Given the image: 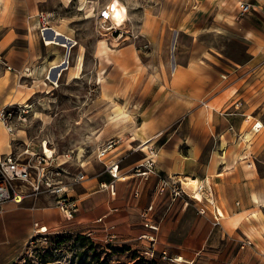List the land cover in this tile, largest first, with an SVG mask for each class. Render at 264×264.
Listing matches in <instances>:
<instances>
[{
  "label": "rangeland",
  "instance_id": "obj_1",
  "mask_svg": "<svg viewBox=\"0 0 264 264\" xmlns=\"http://www.w3.org/2000/svg\"><path fill=\"white\" fill-rule=\"evenodd\" d=\"M191 1L0 0V32L6 22L9 4L16 2L24 15L23 21L17 23L21 33L26 34L22 43L29 47L30 54H37V57H30L25 64L12 69L16 83L20 81L24 87L30 86L27 90L36 92L30 100L25 99V93L20 100L0 101V110L4 109L6 115L4 119L0 118V146L24 156L25 148L40 152L43 142L45 154L50 151L68 173L73 175L82 170L86 174L82 181L72 186L70 193L87 200L88 209L96 210L106 205L107 212L113 208L112 200H123L122 208L129 215V223L125 227L133 231L128 237L114 240L103 236L100 228L93 233L65 227L56 230L45 227L41 230L47 229L45 232L35 229L26 239L24 254V242L22 244L18 236H10L8 242L0 243V260L2 252L15 245L16 250L19 248L16 264H223L224 250L233 253L245 242L246 235L228 228L239 217L225 218V213L221 214L213 201L212 192L210 194L214 188L212 183L218 182L221 176L216 177L214 170L208 169V161L215 145L223 147L230 140L228 130H236L237 137L247 146L253 139L258 140L264 160V5L259 7L257 4H264V0H249L250 10L237 15L231 11L235 0H225L226 3L219 5L215 14L225 18V24L211 23L213 11L203 6L193 7ZM217 1L220 3L222 0ZM110 2L115 9L112 20L120 22L124 17L116 29L110 19L99 17L100 10ZM38 10L48 13L49 26L74 40L65 67L68 71L60 70L56 81L47 78L48 67L58 52L64 53V48L42 41L41 24L36 17ZM182 17L193 23L195 33L199 29L201 32L211 29L218 32L201 35L202 42H190L198 44L201 51L207 46L215 50L216 57L207 56L211 62L209 66L202 59L198 61L208 70L214 67L218 80H223L210 96L235 83L215 100H209V95L202 100H162L159 68L169 72L175 64V23ZM167 20L169 22L165 24ZM228 20L232 21L228 23ZM243 26L248 27L247 34L243 32ZM180 37L186 39L182 35ZM251 54L261 56L257 57L258 65L263 64L255 77L258 80L254 79L247 86V91L235 93L233 100H229L234 87L245 82L247 72L239 68ZM180 56L181 53L176 56L178 62L181 61ZM16 60L13 56L14 64ZM4 65L0 58V73L4 67L9 68ZM132 76H137L138 83L130 88L129 78ZM245 92H248L247 97ZM258 121L262 125L256 130L254 123ZM6 123L13 125V133L7 131ZM138 127L147 134H156L155 138L159 135L156 141L154 138L155 142L152 141L156 152L162 145L173 148L175 156L183 159L181 169L195 175L174 171L166 173L160 169L159 173L166 175L162 178H167L170 183L163 193L160 192L162 194L148 214L151 222L156 224L154 230L145 227L146 220L140 214V207L150 204L147 202L148 192L153 183L147 187L146 199L142 203L139 200L141 187L136 195L130 196L133 184L129 183L126 174L120 177L125 181L117 184L116 195L108 187L113 181L108 172L111 160L117 159L118 163L129 165L133 161L142 162L144 157L153 158L154 170L153 162L156 160L158 164L161 161L158 157L161 151L156 157L148 155L151 153L148 147L152 144L140 149L142 140L135 135ZM146 128L154 133L147 132ZM193 146L195 155L191 152L194 159L190 161L187 158ZM242 152L248 153L249 149ZM162 161L169 164V160ZM131 166L127 167L128 172L136 170ZM262 166L257 171L264 177ZM182 173L189 177H203L204 182L198 178L202 186L200 198H194L189 189L188 193L184 191L186 189L178 179ZM208 179L212 186L209 191ZM144 181L142 189L148 179ZM176 186L178 193L173 189ZM94 197L95 201H89ZM84 200H79L78 207L84 206ZM29 201L9 203L28 206ZM201 207H204V212H201ZM260 209L262 211L256 206L247 211L249 226H253L251 222L258 218L264 219L263 208ZM225 220L228 224L226 231L223 229ZM263 234L264 226H259L248 236L256 241L255 237L262 238ZM177 254L190 262L175 260Z\"/></svg>",
  "mask_w": 264,
  "mask_h": 264
},
{
  "label": "crops",
  "instance_id": "obj_2",
  "mask_svg": "<svg viewBox=\"0 0 264 264\" xmlns=\"http://www.w3.org/2000/svg\"><path fill=\"white\" fill-rule=\"evenodd\" d=\"M238 1H247L251 4V1L249 0H235L231 9V11H233V14L235 15L238 14V11L236 9ZM191 3L193 7L203 6L205 8L211 9L213 11V17L210 21L211 23H226L224 22L225 18L215 15L218 12L220 6H223L226 3L225 0H222L220 3L217 0H192ZM257 4L260 5L259 7H263L264 5L259 3ZM20 9L21 6H18L16 2H11L9 4V11L5 16L6 22L3 24L4 26H2V31L0 32V58L4 60L6 66H10V68L8 69L4 67V70H1L0 73V101L20 100L19 98L22 96V94L25 93H27L25 99L30 100L36 92L34 89H32V91L27 90L30 88V86L27 85L24 87V85H22L20 81L16 83L13 76L12 69H16L20 65L25 64L30 57H32V59L33 57H37V54L35 52L33 54H30L29 47L24 46V43H22L23 37H25L26 34L21 33L17 24L18 21H23L24 15L22 11H19ZM231 21L232 20H228V23ZM168 22L169 21L167 20L165 24ZM175 24H177L174 35V40H176L177 42V50L174 61L175 66L173 67L172 65L169 72H167L166 69L162 70L161 68H159V83L161 85L160 89L162 93V100H202L206 96H210V93L218 87L220 83L219 81L223 80H218V77L215 74L214 67L212 70H208L200 62H198L199 59H202L204 63L209 66V64H211L209 57H216L215 50L211 49V46L210 48L209 46H207V49L201 51L198 44L196 45L190 42L192 40H197L198 42H200L201 35H215L218 34V32H215V30L213 29L206 31L204 30L203 32H201V29H199V31L195 33V29H193L195 28V26L189 21L187 17L180 18L179 21H177ZM245 26H243V32L247 34L248 27ZM181 35L186 39L181 38ZM191 44L192 47H190ZM178 53H181V61L179 62L178 60H176V56ZM62 54L63 53L58 52L55 56V59L50 61L51 64L58 62L61 59ZM13 56L17 58L15 64L12 61ZM196 57L197 59H195ZM257 57L261 56L258 54H251L246 63L242 64V66L239 68L241 70L245 69V72H247V75H245V82L244 84H242V82L239 86L234 87L233 91L228 96L229 100H233V95L235 93L243 94L244 90L247 91V86L251 84L254 79L258 80L256 79L257 74L263 64L258 65ZM51 64L49 65V67L51 66ZM232 69H234V67H232ZM62 71H68V68H64ZM6 72H9V74H6ZM229 74H231V71ZM221 75L226 77L224 73H221ZM249 75L251 77H248ZM164 78H166V83H164ZM129 81L130 88L136 86V84L138 83L137 76H132L131 78H129ZM234 84L235 83L228 84V86L226 88H223V90L219 93L208 97L209 100H215L219 94L227 91L229 88L234 86ZM244 94H246L247 97L248 92H245ZM146 131L149 133H154L150 132V129L148 128H146ZM228 132L230 140H228L223 147L220 145H215V147H218H214L213 152L215 153V155H213V153L209 158L208 169L212 168L216 174V177H221H218V182L212 183L214 187L212 191L210 190V188L212 189V186L210 184V180L208 179L207 190H210V194L212 192L213 201L217 203V207H219L221 214L225 213V218L239 217L236 223L232 226H228V224L226 223L227 220H225L223 229L225 231L228 230V226L230 230H234L236 232H239L240 234H244L246 235V238H249V233L255 232V230L259 226H264V219L262 218H258L252 221L251 224L253 226H249V222L246 220L247 211L249 209H254L257 206L259 210H261L260 208H263L264 212V177H261L259 175V172L257 171L260 165H264V160L261 158V147L258 140L253 139L247 146L246 144H243V140L237 137L236 130L233 132L231 130H228ZM135 135L140 136V139L142 140V143L139 146L140 149L148 147L150 142L152 144V141H154V138L156 136V134H147L142 129V127H138L135 130ZM157 137L155 138V141ZM153 144L148 148L149 151L154 154V156L157 155V152L161 151V154L158 156L159 161H161L158 164L156 163V160L155 162H153L155 170L153 169L152 165V168H150V170H147V172L144 174H140L137 170H135L134 172H128V166L132 165L131 167L134 166L135 168V165L139 162L136 163L135 161H133L129 165H122L121 163H118L117 159L111 160L109 165H111V163L118 164L116 177L111 176L115 184V195L117 191V184H119V182L121 181H125L124 178L120 179V177L126 174L125 176L129 177V183L133 184L130 191V196L133 195V193L136 195L138 193L139 187H141V195L139 198L141 203L146 199L147 187L150 185V183H153L149 189L150 191L148 192L149 200L147 202L148 204H152V207L154 208L155 200L158 199L160 194L163 193H158L156 190L159 178L164 176V174L162 175L161 173H159L160 169L166 170V173H169L170 171H174L177 174H181V172H189L181 169L180 164L183 162V159L175 156L173 148H168L166 145H162L156 152ZM246 148L249 149V152L243 153L242 151H244ZM7 152L8 151L5 146H0V154ZM191 152L195 155L194 146L191 148L190 156L187 158V160L189 159L190 161L194 159V156L191 155ZM146 159L147 157H144L141 161L143 162ZM164 159L169 160V164L164 163V161H162ZM140 169L144 170L145 168L141 167ZM189 174L195 176L194 174ZM170 176H172V172ZM164 177H166V175ZM179 177V180H182L183 177L195 178L186 176L184 174L183 176L179 175ZM198 178H200L204 182L203 177H200L199 175ZM145 179H148V181L146 183V187L142 189ZM184 189L183 190L187 192L189 188L184 187ZM120 190L122 191L121 185H119V192ZM190 193L192 194L191 190ZM82 194L84 193H80V195ZM252 194L255 195V198L254 196H252ZM192 196L198 199L201 196V192L199 197H195L193 194ZM76 198L78 202L79 200L80 202L82 199L84 200L82 196ZM24 201H26V199ZM27 201H29L30 204L28 206H14L9 203V201H7L4 203L2 211L0 212V243H3L4 241L8 242V238L10 236H18L19 241H21L22 244L24 242L23 254L24 250L26 251L27 248L26 239L28 238V236H31L35 232L36 227L34 225V222H36L37 225L46 228L50 227L53 230L60 229V227H65L68 230H74L78 228L85 229L86 232L89 231L90 233H93L99 231L100 228L101 234L103 236L108 237L107 234L110 232L112 234V239L114 240L128 237L133 233L130 228H126V224L129 221V215L122 208V204H124V201L121 199L111 201V206L113 208L110 210V212L106 211V205L100 206L96 210L88 209L86 205L87 200H84V206L80 207L81 205H79L80 209H77L73 217L70 219H66L58 210V208L53 204L51 199L46 195L37 196L36 198H30L27 199ZM89 201H95V197L89 199ZM46 202H48L49 204L47 205ZM107 205L109 204L107 203ZM144 207L145 205L140 207V209ZM13 211H16L17 213H12ZM151 211H149L148 214H150ZM27 215H29V219H27ZM215 215L217 217L218 214L216 213L214 214V216ZM98 217L101 218L99 221H97ZM147 221L152 226V228L147 226L148 229H156V224L151 222L150 215H148ZM45 231H47V229ZM149 236L153 238L150 233ZM261 237L262 238L255 237L256 241H252L249 238L251 241L250 244H246L243 247H238L237 250L233 253H227L224 250L222 263L264 264V234ZM16 248L17 247H15V245H13V248H11L10 246L7 247V249L2 252L3 257L0 260V264H16V259L18 258L17 253L19 252V248L18 250H16ZM178 256L181 257V259L175 260L187 263L190 262V260L186 259V257H184L183 255L177 254L176 257Z\"/></svg>",
  "mask_w": 264,
  "mask_h": 264
},
{
  "label": "built area",
  "instance_id": "obj_3",
  "mask_svg": "<svg viewBox=\"0 0 264 264\" xmlns=\"http://www.w3.org/2000/svg\"><path fill=\"white\" fill-rule=\"evenodd\" d=\"M250 7L251 4L247 1L237 2L238 14H245L249 11ZM114 11L113 2H110L100 10L99 17L102 19H110L113 23V28L116 29V26L124 20V17L120 22L112 20ZM36 17L39 24H41L39 26L41 39L45 42L41 31L44 27L49 26V15L44 10H38ZM8 67L10 68V66ZM8 114H10V112H8ZM5 116L4 109L0 110V118L4 119ZM5 127L9 133H13L14 127L11 123H6ZM254 127L256 129L259 127L257 122L254 123ZM42 143L40 152H32L28 148H25L23 152L25 154L24 156L15 154L12 150L0 154V212L2 211L4 203L7 201L21 203L25 199L36 198L40 194H45L50 197L51 201L62 215L66 219H70L78 209L77 198L70 193V190L73 189L72 186L74 184L82 181L86 177V174L82 170L75 172L73 175L68 173L61 165L62 162H60V160H56L52 154L51 156L45 154ZM104 151L105 150L101 151V154ZM135 167L140 174H144L152 167V160L146 159L143 162L137 163ZM140 167H144L145 169L142 170ZM117 168V163H111V165L108 166V172L111 176L116 177ZM64 170L70 175L65 174ZM168 183L170 182L167 178L160 177L156 186L157 192H162ZM108 187L111 193L115 194V184L113 181L109 183ZM177 188L178 186L173 188L176 193L179 192ZM151 209L152 204H149L147 207L142 208L140 214L146 220L144 222L145 226L152 228L147 221L148 213ZM200 210L204 212L205 209L201 207ZM100 219L101 218L98 217L97 221ZM34 225L37 227L39 226L36 222H34ZM37 227L36 229H38ZM42 227L43 226L40 228ZM107 236L109 239H112V234L110 232ZM249 243H251V241L247 238L240 246L243 247L245 244ZM163 253H165V251H163Z\"/></svg>",
  "mask_w": 264,
  "mask_h": 264
},
{
  "label": "bare ground",
  "instance_id": "obj_4",
  "mask_svg": "<svg viewBox=\"0 0 264 264\" xmlns=\"http://www.w3.org/2000/svg\"><path fill=\"white\" fill-rule=\"evenodd\" d=\"M41 34L43 35V38H44L46 44H55V45L62 46L64 48V53L62 54L61 59L58 62L51 64V66L49 67V70H48V74H47V78L50 81H56L55 79H56L58 73L60 72V70L67 67L66 64L68 61V52H69V49L71 48V46L73 45L74 40L53 26L44 27L41 31ZM174 66H175V64L173 65V67ZM257 124L260 127L262 125L260 122H257ZM150 144H151V142L149 143V145ZM46 154L48 156L51 155L50 151H47ZM148 155L154 156V154L152 152L149 153ZM181 184H182V187H188L195 197L200 196L202 186H201L199 179H197V178H184L183 177L181 180ZM252 196H254V198H255V195H252ZM44 228L45 227H42V228L38 227V232H44V231H41ZM175 258L181 259V257H179V256L175 257Z\"/></svg>",
  "mask_w": 264,
  "mask_h": 264
}]
</instances>
